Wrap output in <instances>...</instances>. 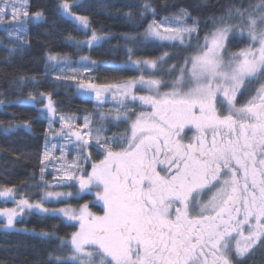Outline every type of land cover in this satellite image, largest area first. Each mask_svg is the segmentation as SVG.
Instances as JSON below:
<instances>
[{"label": "snow or ice", "instance_id": "obj_1", "mask_svg": "<svg viewBox=\"0 0 264 264\" xmlns=\"http://www.w3.org/2000/svg\"><path fill=\"white\" fill-rule=\"evenodd\" d=\"M60 7L85 30L78 47L102 39L72 10L78 3ZM140 7V16L150 17L144 42L188 54L175 63L167 51L134 59L128 47L136 75L102 84L80 78L91 64L74 68L49 55L55 80L77 81V93H94L97 108L105 93L115 103L81 123L58 110L51 93H38L47 129L39 183L30 187L39 199L0 185V198L15 205L0 207L4 227L14 229L18 217L36 210L75 228L66 239L41 233L59 241L48 264H247L264 250V0L226 6L203 35L184 7L159 19L148 0ZM42 19L29 0H0V25L21 50L26 25ZM237 40L245 46L231 51ZM36 99L30 92L28 102ZM49 167L52 181L45 179ZM87 196L102 214L80 203ZM52 203L65 206H45Z\"/></svg>", "mask_w": 264, "mask_h": 264}, {"label": "trees", "instance_id": "obj_2", "mask_svg": "<svg viewBox=\"0 0 264 264\" xmlns=\"http://www.w3.org/2000/svg\"><path fill=\"white\" fill-rule=\"evenodd\" d=\"M62 2L63 0H29L31 12H42L43 19L26 25L27 43L22 45V50L18 47L20 41L9 37L4 30L5 26L0 25V100L4 101L0 104V185H15L18 192L23 190L32 201L39 199V190L30 186L39 183L40 154L47 129V120L40 115L43 104L40 103L38 93H51L58 110L73 114L80 118L81 123L85 114L91 116L97 111H109L97 108L98 104L92 99L80 98L76 87H73L77 81L55 80L52 68L57 62L49 61V55L59 54L61 59L58 64L67 63L74 68L91 64L92 70L80 72V78L87 77L92 83L102 84L136 75L128 68V47L135 49L134 59L155 58L167 51L175 63L178 58L188 54L179 49L162 48L158 44L143 41L142 33L150 21V17L140 16V6L145 0H68L70 4L80 5L72 10L76 15L88 17L90 30H95L97 35L104 37L99 44L90 48L78 47V43L87 38L85 30L73 17L63 13L60 7ZM148 2L155 5L157 19L174 13L178 7L186 8L194 17L199 18L203 35V26L210 27V18L218 17L226 6L239 5L242 0ZM243 2L257 3L258 0ZM244 46L238 40L229 45L231 51ZM14 47L17 49L15 52L11 51ZM82 56H87L88 61L82 62ZM63 57H67V60L62 59ZM92 61L95 63L92 64ZM21 76L25 77L23 81L19 80ZM32 78H35V82ZM30 92L37 97L35 102H28ZM25 122L28 123V128L24 127ZM112 132H116V129L112 128ZM92 156L95 159L96 153L93 152ZM69 159L72 157L69 156ZM45 179L50 181V174L45 173ZM88 199L85 197L80 203ZM72 203L76 205V201ZM9 205L10 203L0 201V207ZM91 208L101 213L98 206ZM4 225L5 222L0 219V264H48L50 253L59 254V241L45 238L41 233H54L56 237L66 239L75 230L60 218L37 212L28 213L20 220L17 225L20 229H6ZM247 264H264V250L257 251L248 259Z\"/></svg>", "mask_w": 264, "mask_h": 264}, {"label": "rangeland", "instance_id": "obj_3", "mask_svg": "<svg viewBox=\"0 0 264 264\" xmlns=\"http://www.w3.org/2000/svg\"><path fill=\"white\" fill-rule=\"evenodd\" d=\"M89 28H90V27H89ZM142 34H143V33H142ZM98 36H99V35H98ZM100 37H102V39H101L100 41H98V42H94L93 45L99 44V43L104 39L103 36H100ZM142 37H143V36H142ZM86 83H87V82H86ZM76 92H77V88H76ZM77 95H78L80 98H83V99H92V100H94L97 104L100 103V101H97V100L95 99V94H94V93H92L90 96H89V95H79L78 93H77ZM103 99H104V105L107 104V107H104V105H103L102 109H108V110H109V109L111 108V106L114 104V103H113L114 101L111 99V93H105ZM121 127L123 128V125H122ZM56 155L58 156V155H59V152H57ZM52 171H53V169H52L51 167H49L46 173H51ZM50 177H51V180H50V181H52V179H53L52 175H50ZM88 197H89V196H87V199H88ZM93 199H94V197H90V198H89L88 200H86L85 202H89V203H90ZM0 201H2V202H4V203H10L9 206H5V207H14V206H15V205H14L13 203H11L10 201H9V202H5L2 198H0ZM85 202H83V203H85ZM45 206H46V207H50V208H52V207L59 208V207H64L65 205H63V204L52 203V204H46ZM72 206L75 207L76 205H74V204L72 203ZM96 207H97V206H96ZM90 208H91V203H90ZM98 208H100V207L98 206ZM91 210H92L93 212H95L92 208H91ZM32 212H37V211H36V210H33ZM95 213H97V214H102V213H98V212H95ZM27 215H28V212H26V213L23 215L22 218L18 217V218H17V222H16L15 225H14V228L16 227L17 229H20V227L17 226V225H18L19 221L22 220V219H23L25 216H27ZM0 219H2V220L6 223V221L4 220L3 217H0ZM65 223H66V222H65ZM74 231H75V230H74ZM69 236H70V235H69Z\"/></svg>", "mask_w": 264, "mask_h": 264}, {"label": "flooded vegetation", "instance_id": "obj_4", "mask_svg": "<svg viewBox=\"0 0 264 264\" xmlns=\"http://www.w3.org/2000/svg\"><path fill=\"white\" fill-rule=\"evenodd\" d=\"M90 197H93V196H89V198H90Z\"/></svg>", "mask_w": 264, "mask_h": 264}]
</instances>
